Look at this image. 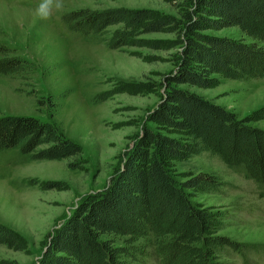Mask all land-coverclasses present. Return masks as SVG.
<instances>
[{"label": "trees", "instance_id": "1", "mask_svg": "<svg viewBox=\"0 0 264 264\" xmlns=\"http://www.w3.org/2000/svg\"><path fill=\"white\" fill-rule=\"evenodd\" d=\"M179 17L139 7L76 8L61 14L72 31L105 38L109 48L151 47L160 41L143 33H174L179 46L175 70L147 121L178 137L144 127L114 170L108 184L82 197L73 213L49 234L36 264H130L153 257L159 264H222L230 253L244 255L252 245L218 234L225 214L193 203L186 193H219L227 186L217 174L199 172L179 183L166 167L169 159L207 152L227 168L252 180L264 198V129L249 122L264 119V105L239 118L235 113L177 85L212 87L219 77H264V0H188ZM237 26L251 43L205 34ZM10 48L0 42V53ZM19 56L0 59V72L24 69ZM106 97H100L105 99ZM17 150L31 160L75 157L80 146L48 120L0 115V150ZM124 238L114 245L110 238ZM144 239L146 243L136 244ZM0 245L23 249L21 237L0 222Z\"/></svg>", "mask_w": 264, "mask_h": 264}, {"label": "rangeland", "instance_id": "2", "mask_svg": "<svg viewBox=\"0 0 264 264\" xmlns=\"http://www.w3.org/2000/svg\"><path fill=\"white\" fill-rule=\"evenodd\" d=\"M42 0H0V42L11 50L0 59L19 56L27 63L17 73L0 72V115H28L53 123L81 151L75 157L31 160L17 150H0V222L14 230L23 249L0 245V264H36L48 234L73 213L85 195L104 188L126 151L144 127L178 137L147 114L157 105L165 77L176 68L179 46L174 33L152 32L139 38L160 41L151 47L109 48L103 36L69 30L61 14L76 8L146 7L179 17L188 0H64L48 19L36 9ZM205 34L251 43L237 26ZM239 118L264 105V77H219L212 87L179 84ZM100 97H106L100 99ZM264 129V119L248 123ZM166 167L181 183L193 174H217L227 186L219 193L186 189L188 198L225 214L218 234L252 245L244 255L230 253L222 264H264V198L256 184L233 172L218 158L202 152L169 159ZM110 238L122 245L123 237ZM146 243L144 239L136 244ZM130 264H159L153 257Z\"/></svg>", "mask_w": 264, "mask_h": 264}, {"label": "clouds", "instance_id": "3", "mask_svg": "<svg viewBox=\"0 0 264 264\" xmlns=\"http://www.w3.org/2000/svg\"><path fill=\"white\" fill-rule=\"evenodd\" d=\"M64 8V0H42L36 9V15L40 19H48L50 15Z\"/></svg>", "mask_w": 264, "mask_h": 264}]
</instances>
